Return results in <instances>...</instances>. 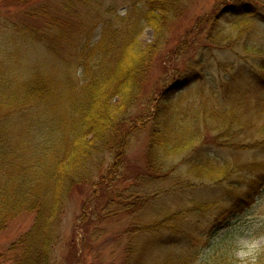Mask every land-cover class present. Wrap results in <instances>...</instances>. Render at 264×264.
<instances>
[{"label": "trees", "instance_id": "16d2710c", "mask_svg": "<svg viewBox=\"0 0 264 264\" xmlns=\"http://www.w3.org/2000/svg\"><path fill=\"white\" fill-rule=\"evenodd\" d=\"M6 1L27 18L40 22L43 19L45 23L39 27L27 18L13 19L8 30L12 38L7 42L14 40L10 48L6 50V40L0 41L4 43L0 46V229L19 212L33 210L35 221L19 240L21 252L17 264H79L77 256L68 261L56 254L71 189L91 182L95 176L105 180L123 158L121 152L138 127L129 111L146 93L151 64L167 42L169 24L181 16L191 0H129L123 12L117 11V0H57L60 8H55V12L50 10L52 0ZM241 16L234 18L236 27L248 20V17L241 20ZM99 25L98 40L91 44L90 36ZM214 25L204 35L203 41L208 45L199 44L193 50L195 57L183 69L173 63L169 65L163 91L159 90L154 99L150 115L152 128L145 152L148 175L140 177L142 182H138L151 184L152 196L181 188L180 176L170 175L178 168H184L182 174L193 176L197 183L222 184L225 188L238 186L234 175L242 171L252 173L259 168L256 162L236 159L232 162L231 158L225 161L209 152L206 155L201 147L196 150L202 140L206 141L208 132L218 137L234 125L242 129L252 125L259 136L264 135V96L257 97V103H253V115L247 114L248 101L242 97L249 90L258 94L259 89H264V51L259 54L262 58L256 71L225 70L226 74H221L224 97L228 98L224 106L214 97V90L210 94L213 104L208 100L194 102L190 89L183 92L204 76V55L218 49L217 46L222 47L216 45L214 38L227 41L230 37ZM146 27L153 29L154 39L140 48L139 36ZM16 40L44 43L53 58L55 55L60 58L70 49L76 66L66 73L64 67L59 76L55 71L41 69L39 66L43 63L35 61L38 69L34 67L29 73L31 67L24 64L20 73L16 61L20 59L18 43L22 42ZM227 47L233 48L230 42ZM185 48L172 51V55L176 57ZM245 50H250L248 44ZM58 89L68 91L72 101L64 105L65 118L55 126L45 102ZM152 96L154 93L150 94L149 101ZM114 99L122 100L124 106L114 107L111 102ZM146 111H143L145 116ZM262 140L248 148L264 150ZM105 163H110L111 169L104 166L103 173ZM150 170L159 175L150 174ZM169 180H176L178 185L166 186ZM263 186L264 172L246 186L247 195L240 197L234 206H252L254 196ZM128 195L131 197L132 193ZM140 196L136 193V200L143 202ZM127 203L126 206L130 205ZM188 204L170 214L155 212L152 223L137 232L138 237L146 235L144 242L136 248L130 244L120 264H192L203 236L198 232L200 219L190 226L183 223L186 217L189 222L192 220L190 213L200 214L210 204L201 199H191ZM140 218L136 215L130 227L137 226ZM84 219L85 216L81 221ZM211 242L207 239L210 251L216 244ZM162 250L165 254L161 256ZM213 263L221 264V260L213 259Z\"/></svg>", "mask_w": 264, "mask_h": 264}, {"label": "rangeland", "instance_id": "374dc122", "mask_svg": "<svg viewBox=\"0 0 264 264\" xmlns=\"http://www.w3.org/2000/svg\"><path fill=\"white\" fill-rule=\"evenodd\" d=\"M60 1L63 2V0ZM57 3V0H52L51 12H55V8H60ZM127 4L129 0H117V11L123 12ZM17 9L10 6L8 1L0 0V41L6 40V50L14 41L7 42L12 38L11 33L8 32L12 26L11 21L27 18ZM239 15H242L241 20L245 17H248V20L236 27L233 21ZM27 20L31 21V24L34 21L39 27L45 23L43 19L41 22L32 18ZM213 24L227 32L230 37L227 41L214 38L216 45L221 44L222 47L217 46L218 49L214 48L204 55L202 66L204 76L192 82L183 92L190 89L194 102L201 103L208 100L213 104L210 94L214 90V97L224 106L228 98L224 97L221 74H226L228 70L235 73L242 69L257 70L258 62H261L262 58L259 54L264 51V0H191V5L181 13V16L169 24L167 42L161 46V52L154 56L151 64L150 77L145 87L146 93L129 111L138 127L121 152L123 158L117 162V166L112 168V175L104 177L105 180L102 181L100 177L95 176L91 182L72 187L69 202L62 216V237L56 248L59 259L64 260L66 257V260L71 261V257L77 256L80 259L79 264H120L130 244L136 248L144 242L146 235L138 237L137 232H141L145 224L152 223L155 212L170 214L187 207L191 199H201L210 204L207 206L209 208L200 214L190 213L189 217L192 220L189 222L186 217V222L183 223L190 226L196 222L197 218L200 219L198 232L200 236H203L196 247L198 254L192 264H211L213 259L221 260V264L224 260L226 264H264V186L254 196L252 206L243 208L239 205L234 206L236 201H240V197L247 195L246 186L250 185L258 174L264 172V150L258 147L248 148L257 142H263L262 139H264V135L259 136L255 126L250 125L242 129L234 125L218 137H213L214 134L208 132L206 141L202 140L196 148L198 150L201 147L206 155L209 152L225 161L231 158L229 161L232 162L234 159L256 162L259 168L252 173L242 171L234 175L238 178L237 187L225 188L222 184L209 186L207 183V185L197 183L193 176L182 174L184 168H178L174 174L170 173L171 176L179 175L178 180L182 179L181 188L178 191L169 189L166 193L157 192L152 196L151 184L138 183L142 182L140 177L145 178L147 177L145 175H148L145 152L152 128L150 115L154 109V99L159 90L163 89L168 78L167 68L169 69V65L173 63L175 67L179 66L183 69L187 61L195 57L196 53L193 50L197 49L199 44L208 45L206 41H203L206 37L204 35H207L208 29L212 28ZM99 27L100 25L90 36L91 44L98 40ZM153 33L151 27L142 30L139 36L140 48H145L152 42ZM16 41L22 42L18 43L20 59L16 61L20 73L24 64L26 67H31L28 70L29 73L34 67L38 69L39 64L35 61L43 63V66H39L41 69L47 72L55 71L59 76H62L64 67L66 73L71 72V67L73 69L76 66L70 49L66 50L60 58L56 55L53 58L44 43L28 44L20 40ZM229 42L233 46L231 49L227 47ZM246 44L250 50H245ZM1 45L4 43L0 42ZM183 47H186L185 51L179 53L177 58L172 55V51ZM63 57L65 58L61 61ZM64 62H67L66 66ZM77 71L79 72V69ZM67 92L58 89L56 95L50 93L46 99L45 106L49 114L53 116L55 126L65 118L62 109L64 105L67 106L69 100L70 103L72 101ZM151 93H154V96L149 101ZM259 96H264V89H259L258 94L249 90L247 95L242 96L248 101V115H253L252 107L255 108L253 103H257ZM111 102L119 109L124 106V102L120 99H114ZM145 110H148L146 116L143 115ZM104 166H109L108 169H111L110 163H105L102 166L103 173H105ZM153 172L150 170V174L159 175L157 171ZM183 178L187 181H183ZM175 184L178 185L176 180H169L166 186L173 187ZM158 186L165 189L164 185L158 184ZM129 193H132L131 197ZM136 193L143 197V202L136 200ZM127 202L130 205L126 206ZM136 215H140L141 220L137 226L130 227ZM35 216L36 213L33 210L19 212V215L11 218L5 224L6 226L0 229V264H17L21 252L19 240L33 226ZM83 216L85 219L81 221ZM207 239L216 242L211 251L208 248ZM164 254L165 251L162 250L160 255Z\"/></svg>", "mask_w": 264, "mask_h": 264}]
</instances>
